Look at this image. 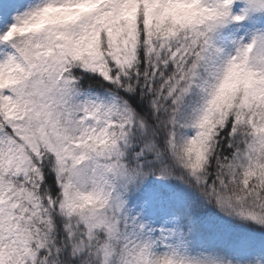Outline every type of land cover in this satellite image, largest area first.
I'll use <instances>...</instances> for the list:
<instances>
[{
    "label": "snow or ice",
    "instance_id": "1",
    "mask_svg": "<svg viewBox=\"0 0 264 264\" xmlns=\"http://www.w3.org/2000/svg\"><path fill=\"white\" fill-rule=\"evenodd\" d=\"M0 264H264V0H0Z\"/></svg>",
    "mask_w": 264,
    "mask_h": 264
}]
</instances>
